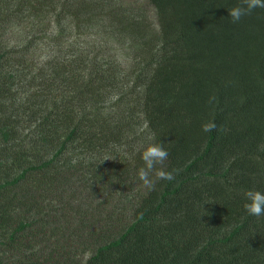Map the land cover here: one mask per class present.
<instances>
[{
	"label": "trees",
	"instance_id": "obj_1",
	"mask_svg": "<svg viewBox=\"0 0 264 264\" xmlns=\"http://www.w3.org/2000/svg\"><path fill=\"white\" fill-rule=\"evenodd\" d=\"M148 3L0 0V264H264V9Z\"/></svg>",
	"mask_w": 264,
	"mask_h": 264
},
{
	"label": "clouds",
	"instance_id": "obj_2",
	"mask_svg": "<svg viewBox=\"0 0 264 264\" xmlns=\"http://www.w3.org/2000/svg\"><path fill=\"white\" fill-rule=\"evenodd\" d=\"M256 9H264V0H239V3L228 9V16L232 23H239L243 17L251 15ZM217 130L214 121L202 124V131L212 132ZM169 153L159 144H148L140 151V157L144 162V167L139 169L138 177L149 189L154 187L150 173L156 169L157 165H163L168 159ZM110 159V158H105ZM155 176L160 180H174L175 176L172 172L156 169ZM245 203L244 210L249 216H264V192L259 190H246L244 192Z\"/></svg>",
	"mask_w": 264,
	"mask_h": 264
},
{
	"label": "rangeland",
	"instance_id": "obj_3",
	"mask_svg": "<svg viewBox=\"0 0 264 264\" xmlns=\"http://www.w3.org/2000/svg\"><path fill=\"white\" fill-rule=\"evenodd\" d=\"M129 1L130 2H132V1H139L140 3L146 5L148 7L149 11L152 12V14L154 13V10H153L152 6L149 5L148 0H129ZM153 19L154 20L156 19L155 15L153 16Z\"/></svg>",
	"mask_w": 264,
	"mask_h": 264
}]
</instances>
